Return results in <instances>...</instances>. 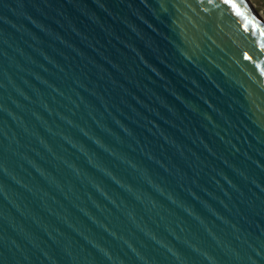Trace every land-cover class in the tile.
<instances>
[{
	"label": "water",
	"instance_id": "water-1",
	"mask_svg": "<svg viewBox=\"0 0 264 264\" xmlns=\"http://www.w3.org/2000/svg\"><path fill=\"white\" fill-rule=\"evenodd\" d=\"M235 3L0 0V264H264V28Z\"/></svg>",
	"mask_w": 264,
	"mask_h": 264
},
{
	"label": "rangeland",
	"instance_id": "rangeland-1",
	"mask_svg": "<svg viewBox=\"0 0 264 264\" xmlns=\"http://www.w3.org/2000/svg\"><path fill=\"white\" fill-rule=\"evenodd\" d=\"M245 3L252 11L257 12L255 14L256 19L264 28V0H245Z\"/></svg>",
	"mask_w": 264,
	"mask_h": 264
},
{
	"label": "snow or ice",
	"instance_id": "snow-or-ice-1",
	"mask_svg": "<svg viewBox=\"0 0 264 264\" xmlns=\"http://www.w3.org/2000/svg\"><path fill=\"white\" fill-rule=\"evenodd\" d=\"M224 2H225L226 4H230L234 9H236L237 12H238V14L243 15V13H240V11H239V6L235 3V0H224ZM246 18H247V17H246ZM246 27H247V25H246ZM257 31L260 33V35H261L262 37H264V29H259V28H257ZM262 47H264V46H262ZM246 58H249V59H250V57H247V54H246Z\"/></svg>",
	"mask_w": 264,
	"mask_h": 264
},
{
	"label": "bare ground",
	"instance_id": "bare-ground-1",
	"mask_svg": "<svg viewBox=\"0 0 264 264\" xmlns=\"http://www.w3.org/2000/svg\"><path fill=\"white\" fill-rule=\"evenodd\" d=\"M251 9V8H250ZM253 12L256 14V12L253 10ZM260 24V23H259ZM261 25V24H260Z\"/></svg>",
	"mask_w": 264,
	"mask_h": 264
}]
</instances>
